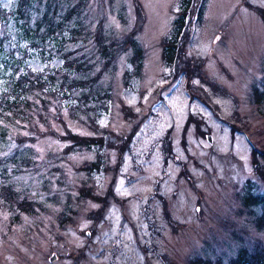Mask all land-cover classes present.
Returning a JSON list of instances; mask_svg holds the SVG:
<instances>
[{
    "label": "rangeland",
    "instance_id": "rangeland-1",
    "mask_svg": "<svg viewBox=\"0 0 264 264\" xmlns=\"http://www.w3.org/2000/svg\"><path fill=\"white\" fill-rule=\"evenodd\" d=\"M62 1L24 0L22 19L0 0V264H228L264 247L261 208L243 204L264 197V0ZM13 190L31 213L9 209Z\"/></svg>",
    "mask_w": 264,
    "mask_h": 264
},
{
    "label": "trees",
    "instance_id": "trees-1",
    "mask_svg": "<svg viewBox=\"0 0 264 264\" xmlns=\"http://www.w3.org/2000/svg\"><path fill=\"white\" fill-rule=\"evenodd\" d=\"M19 1H20V3H19V9H18L17 13L19 14L20 18L28 19L30 17V12H28V16L26 17L25 13L23 11V8L25 6L24 5V0H19ZM57 1H59V3ZM192 1L193 0H185L186 10L191 8V6L193 7V5L191 3ZM49 2H50V4H55V8H54L55 10H57V11H59V10L62 11L63 10L62 7L60 6L61 5V0H49ZM62 2H64L62 5L65 6V2L66 1L63 0ZM201 3L202 4L199 6V9L197 10L198 13H197L196 20H199L201 18L202 12L204 10V7L202 8V6H204L203 5L204 2H201ZM66 4H69V1L66 2ZM79 9L80 8H77L76 11H78ZM259 11H260L261 18L264 20V13H263L264 9L261 8V9H259ZM0 12H1V14L3 12V15L7 16L6 12H4L2 10V8L0 9ZM74 13L72 11L71 12L68 11L66 13V15L62 16V18L64 17L63 18V22H62V24L58 25V27L61 25L60 26V31L63 32L64 30L65 31L69 30V29L66 28V26H67L66 21H70L72 19V15ZM46 16H47V14H46ZM103 19L105 20V17H103ZM178 22L180 23L181 26L178 27L177 29H175L176 32L174 31L173 34L171 35V36H174L173 39H171L170 41H166L164 46H163L164 47L163 48V58L165 60L164 63L166 64V68L169 69V70H172L173 68L175 69V62L178 60V57H177L178 54H179V50H178V48H179L178 47V45H179V43H178L179 36H178V34H179L181 28L184 26L183 25L184 17H181V19ZM63 24H64V27H63ZM78 25L79 24L74 25L75 27L73 29H71V30H73L75 33H79L80 31L77 30V26ZM37 29L38 28L36 27L34 29V31L36 32ZM81 33H82V31H81ZM133 36H134V34L131 35V38H133ZM129 40H130L129 38H126L125 42H128ZM130 42L131 43H122L123 44L122 46H123V48L131 47V45L134 47V49L136 50L137 56L135 55L133 58L136 61V60H138L137 57L141 56V49H139V47H138L136 41L134 40V38ZM115 44H117V42H113V45H115ZM63 53H64V57H65V60H66V63H67V61L69 60L68 54L66 52H63ZM140 61H141V59H140ZM189 63L190 62H189V59H188V62H187V68L189 69L188 73H190L191 69H192V67L189 65ZM83 64L84 63L79 61L78 66H83ZM182 67H183V69L186 70V64L185 63L182 64ZM136 68H137V70L139 72L140 67H138V65H137ZM76 69L78 70V72H84V73H87L86 71L88 70V68H86V69H82V68L78 69V68H76ZM178 74H180V72H178ZM167 76L169 77V74ZM64 77H65L64 78L65 81H67L68 78H69V77H67V75H64ZM93 78H89L88 81H86L84 79H80L79 81H76L74 83L77 86L81 85L82 87H86L85 85H87L89 87V84L91 83V80H93ZM71 80L72 79L70 78V80H69L70 81V83H69L70 85L69 86L74 87L75 85H74V83L71 84ZM65 81H62V83L65 82ZM97 87H98V84H97ZM101 95H103V96H101ZM112 95H113V93H111V89H107V90H105V92H103V94H102V92L100 93V91H97V93L94 95V97H92V99H94L95 97L98 98V99L103 98L104 100L112 102L113 100H115ZM252 96L254 97V100H255V102L257 104H260V105L264 104V90L260 91L256 87V89L254 90V93H253ZM86 99H90V100H87L86 102H91L92 99H91V94L90 93H87L83 97V100H86ZM10 106L13 107V105L11 103H10L9 107ZM262 107H263V109H262L263 111L262 112H264V106H262ZM190 117H191L192 120L197 121L194 115L191 114ZM74 136H76V135L73 134L72 137H74ZM74 143H76L77 145H82V144L87 143V141L74 140ZM95 143L101 145L102 141H98V142H95ZM100 147H102V145ZM167 153L171 154L169 151ZM253 153H254V161H256L255 169L261 175L262 174L264 175V152L263 151L258 152L256 149H254ZM259 158L262 161H260ZM80 191L82 192V196H84V197L85 196H91V194H92V195H94L93 198H99V199L101 198L96 193L93 194L92 193L93 190L87 189V186L86 187L84 186L83 188H81ZM9 196H10L9 209L13 208V207H18V208H20V210L22 209L24 211L25 210L26 211H30V213H31L33 211V209L35 208V206H36L35 204H37L33 200H31L29 202H25V200H23V199L24 198L28 199V198H26V197L22 198L21 195L16 193L14 190L11 191ZM243 204H244V208L248 209V214H249V212L252 213V211H249V209L251 210L253 208H256V206L261 208V211H260L259 215H257V217L255 218L254 222H255L256 227H258L259 230H264V197L261 196V195L249 194V195H246L243 198ZM75 211L76 210H74L72 212H75ZM60 213H62V212H60ZM61 216H64V213L61 214ZM57 217L59 218V214L57 215ZM63 218L64 217H60L59 218V221H60L61 224H64L63 221H62ZM15 219L18 220V217H16ZM221 263H222L221 259H217L216 262H213L212 260L205 258V260L204 259H202V260L201 259H196L195 262H192L191 264H221ZM228 264H264V247H258V248L255 247V248H252V250H247L245 248H241L237 252V255L234 257V259H231Z\"/></svg>",
    "mask_w": 264,
    "mask_h": 264
},
{
    "label": "water",
    "instance_id": "water-1",
    "mask_svg": "<svg viewBox=\"0 0 264 264\" xmlns=\"http://www.w3.org/2000/svg\"><path fill=\"white\" fill-rule=\"evenodd\" d=\"M207 139H208L209 142H213L212 141V135L211 134L210 135H207ZM56 258H57L56 254H53L50 260L51 261H54Z\"/></svg>",
    "mask_w": 264,
    "mask_h": 264
},
{
    "label": "snow or ice",
    "instance_id": "snow-or-ice-1",
    "mask_svg": "<svg viewBox=\"0 0 264 264\" xmlns=\"http://www.w3.org/2000/svg\"><path fill=\"white\" fill-rule=\"evenodd\" d=\"M13 2V0H8V3L11 4Z\"/></svg>",
    "mask_w": 264,
    "mask_h": 264
}]
</instances>
